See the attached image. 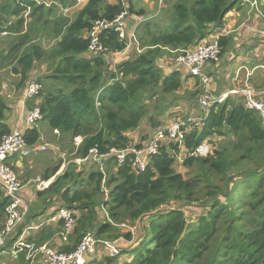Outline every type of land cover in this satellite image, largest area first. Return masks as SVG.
<instances>
[{
  "label": "trees",
  "instance_id": "obj_1",
  "mask_svg": "<svg viewBox=\"0 0 264 264\" xmlns=\"http://www.w3.org/2000/svg\"><path fill=\"white\" fill-rule=\"evenodd\" d=\"M2 1L0 11L6 15L0 14V30L7 27L4 31L17 37L10 45H16L15 49L9 50V46L8 51L0 53V67L16 64L12 69L20 77L16 90L23 89L24 94L32 81L43 87L38 96L25 102L27 111L40 110L41 122L59 132L62 144L71 146L68 154L75 150L74 139H83L74 159L85 158L92 149L100 155L109 154L103 160L104 171L92 161L83 163L81 171L72 163L46 190L47 196H56L60 207L70 209L77 218L67 242L72 245L64 252L53 249L71 253L90 232L100 242L115 241L119 254L111 257L100 244L96 258H88L84 264H264V119L246 109L243 97L229 96L223 104L212 106L201 129L186 133L187 152L205 141L213 145L209 156L183 160L187 177L174 169L181 151L173 145L163 146L147 170L140 173L131 167L134 155L128 156L123 165L111 155L114 149L140 147L149 137L135 143L132 136L147 122L148 109L143 100L148 91L154 99L182 88L179 74L165 76L158 61L169 53L177 57L221 31L226 16L241 10L242 0H165L172 3L157 22L144 21L136 27L143 52H133L116 65L114 55L123 52L125 42L113 29L100 36L105 53L83 56L89 54L87 34L95 21H112L123 12L129 19L144 15L125 5L124 0H89L72 21L58 11L73 6L76 0H52L58 6L39 0ZM27 10L32 21L28 23L29 32L21 33L17 25L23 28L25 19L16 24L9 19ZM40 34L56 43L43 49L37 44ZM218 40L221 58L231 38L221 36ZM37 64L43 75L36 79ZM197 81L194 97L201 95ZM9 111L8 102L0 96V143L12 132ZM148 121L156 128L154 120ZM24 136L28 146L37 145L41 139L34 125L25 130ZM58 170L54 168L45 180ZM104 185L112 188L108 199ZM0 198L1 224L8 204L3 188ZM192 208L201 209L194 222L185 214V209ZM36 218L29 210L15 235ZM125 222L138 225L136 239L117 227ZM30 241L42 245L33 238ZM16 260L18 264H31L24 255ZM32 264H43L42 257L41 262L38 259Z\"/></svg>",
  "mask_w": 264,
  "mask_h": 264
},
{
  "label": "built area",
  "instance_id": "obj_2",
  "mask_svg": "<svg viewBox=\"0 0 264 264\" xmlns=\"http://www.w3.org/2000/svg\"><path fill=\"white\" fill-rule=\"evenodd\" d=\"M80 1L87 3L89 0ZM123 3L126 5V0ZM242 3L249 5L250 12L256 11L261 13L259 9V5L261 4L260 0H242ZM128 21L127 12H123L112 21H95L87 34L89 39V54L99 55L107 51L100 41V36L108 29H113L118 33L119 39L125 42L123 52L114 55V65L127 60L133 52L141 54L143 49L135 30L142 23V20L139 21L137 18L139 23L133 27ZM218 38H207L194 48L180 52L176 57L177 65L185 67L190 75L200 82L201 95L198 99L201 111L200 115L187 117L182 120L173 119L169 125L156 130L145 141H142L140 147L133 145V147H128L124 150H112L111 155L117 158L118 164L123 165L128 156L134 155L131 160L133 171L139 173L144 172L147 170L152 158L158 155L163 146L168 145H173L181 151V153L177 154V157L183 158L182 161L185 158H204L209 156L213 152V145L210 142L205 141L192 151L187 152L185 150V136L186 133L200 130L209 109L214 105L223 104L229 96L243 97L246 109L256 111L264 119V87L254 89L252 85L246 84L240 89L228 91L220 96H216L211 91L212 81L205 73V67L208 63L217 62L220 59L221 47ZM42 89V85L37 81L29 83L24 97L25 102L33 100L40 94ZM42 119L43 116L38 108L28 111L25 127L15 128L0 143V182L5 197L8 200L5 208V222L0 226V258L7 255L16 258L24 255L25 259L30 261L31 264L37 260V257H42L43 264H84L86 259L92 258L97 254L100 244L108 249L111 257L117 256L119 250L115 244L100 242L90 232L82 237L75 251L71 253H58L52 247L37 245L30 241V233L40 230L44 223H30L23 228L22 232L15 235L19 227L25 223L29 208L28 204L21 198V192L24 188L23 183L19 180L16 172L10 167L11 165L8 164V160L15 156L28 158L36 149L39 152H44L49 149V145L47 144L38 148V144L28 146L25 141V130L33 125L36 126ZM75 142L79 147L82 143L81 137H77ZM108 155H100L96 149H92L85 158H79L75 163L80 167L83 163L92 161L101 166L102 169L104 167L103 160ZM49 186L50 183L48 181H39L38 188L40 190L47 189ZM103 190L106 199H108L107 189L103 188ZM50 221L63 224L62 239L67 243L77 224L75 213L65 207H59Z\"/></svg>",
  "mask_w": 264,
  "mask_h": 264
},
{
  "label": "crops",
  "instance_id": "obj_3",
  "mask_svg": "<svg viewBox=\"0 0 264 264\" xmlns=\"http://www.w3.org/2000/svg\"><path fill=\"white\" fill-rule=\"evenodd\" d=\"M39 1L48 6H58V3L52 0L50 2H45L43 0ZM260 1L262 6H264V0ZM110 2L116 3V0H111ZM2 3L0 2V5ZM126 3L128 6L131 5L136 12L142 11L144 13L143 16H131L128 22L136 25L140 20H142V22L149 20L157 22V17L163 15V11L168 9L172 1L165 3V0H127ZM85 5L86 3L81 5L75 3L73 6L66 7L65 10L60 7L59 10L61 11H59V15L72 21ZM0 14L6 15L2 11H0ZM22 15L23 13L20 15L19 19H25ZM137 18L139 21H137ZM19 19L12 16L9 20L16 24ZM13 20H16V22H13ZM2 28L3 29L0 30V35L7 27ZM19 28L21 33L25 32V30H23V28H25L24 26L21 28L17 25V29ZM6 32L7 31H4L3 33ZM263 32L264 10H262L261 13L256 11L250 12L249 5L242 3L241 10H233L226 16L225 27L221 31L212 34V37L226 36L231 38V45L226 54L217 62H211L212 64L208 63L205 67V73L212 81L211 91H213L216 96H220L234 89H240L246 84L252 85L254 89L264 87ZM16 37L17 35L15 36V34H12V36L8 38L0 36L1 54H3L5 50L8 51V47ZM15 48L16 45L14 47L10 46L9 50ZM14 53H16V51ZM18 53H21L19 49ZM168 55L159 60V63H164L163 66L159 65L164 75L170 76L171 74H179L182 80V88L177 93L168 95L169 97L167 99H180L177 100L176 103L170 105L169 113L171 115L176 114V117H181L180 115H186L187 117L200 115L199 103L196 102V99H198L200 95L194 97L197 89V79L193 78L185 67L177 65L173 53L172 56ZM83 57L88 58L91 57V55L86 54ZM15 65L16 64L12 66H3V68L0 67V96L4 99H9L8 104L10 111L7 114V120L12 131L15 128L25 127L28 112L25 105V94L23 93V89H20L21 92L20 90H16V85L20 77L12 72ZM36 69L35 78H37V74H40L38 77L40 78L43 75L40 64H37ZM17 93L20 94L19 97L14 98ZM172 121L173 119L169 116L167 122L162 121L157 123L158 127L156 126V128H153L151 122L147 120L138 131L132 133V136L135 138L134 142H138L144 136H150L157 129L166 127ZM36 126L41 133V139L37 145L38 148L47 143L49 149L44 152H39L36 149L28 158L19 156L13 157L14 159L12 158V165L17 170L18 176L24 186L21 192V198L28 204L30 213L37 215L36 219L28 223L26 222L27 224L25 225L30 223H44L40 230L30 233V238L42 242V245H47L55 250L64 252L65 248L70 245L64 243L60 235L62 232L61 223L50 221L51 217L56 213L55 211L61 206L60 202L56 196L50 198L49 195H46L45 192L48 188L40 190L38 186L39 181H48L51 185L69 168L70 161L66 159L67 152L64 150L65 144H63V146L61 145L62 143L59 141L60 137L58 131H52L45 122H39ZM54 140H56L55 143H52L51 141ZM56 167H59L58 172L49 180H45L44 177L49 176L51 171ZM1 188L0 182V189ZM3 260L4 258L0 260V263H2ZM39 261L41 262V257Z\"/></svg>",
  "mask_w": 264,
  "mask_h": 264
},
{
  "label": "rangeland",
  "instance_id": "obj_4",
  "mask_svg": "<svg viewBox=\"0 0 264 264\" xmlns=\"http://www.w3.org/2000/svg\"><path fill=\"white\" fill-rule=\"evenodd\" d=\"M43 1H45V2H50L51 0H43ZM127 1V0H126ZM0 2L2 3L3 1L2 0H0ZM80 2V3H79ZM82 2H84V1H80V0H76V4L77 5H81V4H83ZM66 8V7H65ZM65 8L63 9V10H65ZM259 9H260V11H262V10H264V6H262V4H260L259 5ZM59 11H61V10H59ZM59 11H58V15H59ZM29 14H30V10H27L26 12H24L23 13V15L22 16H24V18H25V23H24V27L25 28H23V30H25V32H29L28 31V23H30L31 21H32V19H30V16H29ZM2 15V14H1ZM4 16V15H3ZM13 17H16V18H20V16L18 17V16H13ZM36 18V17H35ZM16 22V20H13V22ZM36 22V21H35ZM34 22V23H35ZM37 23V22H36ZM14 24V23H13ZM24 32V33H25ZM49 32H50V30H49ZM9 33L8 32H6V33H1V35L0 36H4L5 38H8V37H11L12 36V34H10L9 36ZM16 36V35H15ZM33 37L35 38V36L33 35ZM56 43V40L54 39V40H52L51 38H47V37H43L41 34L40 35H38L37 36V44L38 45H42V48L44 49H49V48H51L54 44ZM178 56V55H177ZM174 58H176V56L174 57ZM214 63V62H213ZM163 64L164 63H159V61H158V65H160V66H163ZM212 64V63H211ZM167 65V64H166ZM22 90V89H21ZM21 90H20V92H21ZM19 92V93H20ZM149 93L147 94V97L143 100V101H145V105L147 106V109H148V116H147V120L149 119V120H154L155 121V123H160V122H162V121H165V122H167V120L169 119V116L172 118V119H185V118H187V116L186 115H180L181 117H176V114H174V115H171L169 112H170V106L169 105H171L172 103H176L177 102V100H180V99H167L169 96L168 95H162V96H160V95H156L155 97H154V99H150L152 96H151V92L150 91H148ZM177 93V92H176ZM21 94V93H20ZM20 94H16V96L14 97V98H16V97H19V95ZM8 103H9V99H5ZM196 102H198V99H196ZM184 117V118H183ZM160 119V120H159ZM146 123V122H145ZM160 129V128H159ZM158 130V129H157ZM59 133V132H58ZM59 136H60V134H59ZM81 140H82V142H83V139L81 138ZM55 141L56 140H54V141H51L52 143H55ZM2 142V141H1ZM45 144H47V143H45ZM65 144V152H68L69 151V149H70V147L71 146H69L68 145V143H64ZM48 145V144H47ZM62 146H63V144H61ZM54 147V146H53ZM74 147H75V150H74V152L72 153V154H68L67 153V157H66V159L68 160V161H70V165L73 163V164H76L75 163V161L78 159H74V156H75V153H76V149L78 148V146H77V144H76V142L74 141ZM171 153H175V152H173V151H171ZM176 154V153H175ZM182 159L183 158H176V162H175V165H174V169L176 170V172L177 173H179V174H182L183 176H185V177H187V173H188V171L183 167V165H182V163H183V161H182ZM12 169H13V166L11 165L10 166ZM100 168H101V166H100ZM14 170V169H13ZM82 170V167L80 166L79 167V169H78V171H81ZM102 171H104V167H102V169H101ZM15 172H16V174L18 175V173H17V170L15 169L14 170ZM18 178H19V180L21 181V179H20V177L18 176ZM22 182V181H21ZM108 186L107 185H104V188L105 189H107V192H108V194H110V191L112 190V188H110L109 189V187L107 188ZM1 199V198H0ZM174 206H177V205H174ZM100 210H101V208H100ZM101 212V211H100ZM200 213H201V209H199V208H192V209H185V214H186V217H188V219H189V221H191V222H194V221H196L197 219H198V216L200 215ZM117 227L121 230V232H124V233H127V232H131L132 233V235H133V237H134V239H136V234L135 233H137V227H138V225H132V224H130L129 222H125V223H123V224H121V225H117ZM62 233H63V231L61 232V237H62ZM122 240V239H121ZM119 241V240H118ZM101 242H107V243H111V244H115V241H101ZM117 242V241H116ZM68 245H72V244H70V242L68 243ZM47 246V245H46ZM108 252V251H107ZM110 254V252H108V255ZM96 256H97V254L95 255V256H93L92 258H96ZM2 258H4V260L2 261V263H0V264H18L20 261H18V260H16V258H14L13 256H11V255H7V256H2ZM2 258H0V260L2 259ZM38 259H40V257H37V260ZM27 261V260H26Z\"/></svg>",
  "mask_w": 264,
  "mask_h": 264
},
{
  "label": "water",
  "instance_id": "obj_5",
  "mask_svg": "<svg viewBox=\"0 0 264 264\" xmlns=\"http://www.w3.org/2000/svg\"><path fill=\"white\" fill-rule=\"evenodd\" d=\"M36 76H37V78H38V77L40 76V74H37ZM37 78H36V79H37Z\"/></svg>",
  "mask_w": 264,
  "mask_h": 264
}]
</instances>
